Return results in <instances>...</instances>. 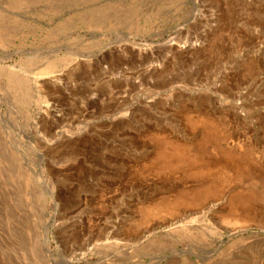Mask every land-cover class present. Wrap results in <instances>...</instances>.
<instances>
[{"label":"rangeland","instance_id":"1","mask_svg":"<svg viewBox=\"0 0 264 264\" xmlns=\"http://www.w3.org/2000/svg\"><path fill=\"white\" fill-rule=\"evenodd\" d=\"M68 262L264 264V0H0V264Z\"/></svg>","mask_w":264,"mask_h":264},{"label":"bare ground","instance_id":"2","mask_svg":"<svg viewBox=\"0 0 264 264\" xmlns=\"http://www.w3.org/2000/svg\"><path fill=\"white\" fill-rule=\"evenodd\" d=\"M51 81H53V80H51ZM50 105V104H49ZM49 105H47V106H49ZM52 105V104H51ZM49 108H51V107H49ZM52 109V108H51ZM49 110V109H48ZM51 112L52 113H54V115L56 114V113H59V111H58V109L56 108V106L55 107H53V109L51 110ZM50 112V113H51ZM54 117H58V115H55ZM45 188H46V190H48V188L45 186ZM49 194H51L50 193V191H49ZM51 196V198L53 199V195H50ZM160 203V202H159ZM156 205V204H155ZM180 204H178V206H179ZM155 207V206H154ZM160 209V208H159ZM174 209H176V206L173 208V210ZM52 220H54V218H53V216L51 217V219H49V221H48V223H47V228H51V227H53L55 224H54V221H52ZM53 222V223H52ZM49 231V230H48ZM47 235V234H46ZM68 264H70V262H68Z\"/></svg>","mask_w":264,"mask_h":264}]
</instances>
